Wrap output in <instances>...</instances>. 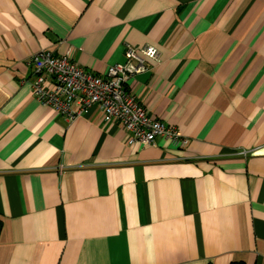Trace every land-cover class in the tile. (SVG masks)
<instances>
[{"label":"crops","instance_id":"1","mask_svg":"<svg viewBox=\"0 0 264 264\" xmlns=\"http://www.w3.org/2000/svg\"><path fill=\"white\" fill-rule=\"evenodd\" d=\"M145 45L127 90L185 146L33 96L41 50ZM0 224V264H264V0H0Z\"/></svg>","mask_w":264,"mask_h":264},{"label":"built area","instance_id":"2","mask_svg":"<svg viewBox=\"0 0 264 264\" xmlns=\"http://www.w3.org/2000/svg\"><path fill=\"white\" fill-rule=\"evenodd\" d=\"M125 56V62L110 65L100 75L81 67L71 50L63 56L41 50L28 60L34 74L33 96L69 118L98 106L107 121L121 124L130 133V145L151 146L164 137L185 146L187 140L181 131L153 118L126 87L132 77L147 70L148 60L159 61L160 50L154 45L128 47ZM241 154L247 155V151Z\"/></svg>","mask_w":264,"mask_h":264},{"label":"trees","instance_id":"3","mask_svg":"<svg viewBox=\"0 0 264 264\" xmlns=\"http://www.w3.org/2000/svg\"><path fill=\"white\" fill-rule=\"evenodd\" d=\"M1 225V224H0Z\"/></svg>","mask_w":264,"mask_h":264}]
</instances>
